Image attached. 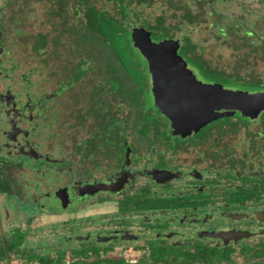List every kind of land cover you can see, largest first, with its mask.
I'll return each instance as SVG.
<instances>
[{
  "label": "flooded vegetation",
  "instance_id": "flooded-vegetation-1",
  "mask_svg": "<svg viewBox=\"0 0 264 264\" xmlns=\"http://www.w3.org/2000/svg\"><path fill=\"white\" fill-rule=\"evenodd\" d=\"M121 6L141 86L85 40ZM134 28L200 84L264 92V0H0V264H264V109L180 132Z\"/></svg>",
  "mask_w": 264,
  "mask_h": 264
},
{
  "label": "water",
  "instance_id": "water-1",
  "mask_svg": "<svg viewBox=\"0 0 264 264\" xmlns=\"http://www.w3.org/2000/svg\"><path fill=\"white\" fill-rule=\"evenodd\" d=\"M131 39L147 59L156 106L172 119V125L180 132L195 129L204 117L213 116L223 107H236L247 115L264 109V92L231 91L194 81L176 53V41L154 43L142 28H134Z\"/></svg>",
  "mask_w": 264,
  "mask_h": 264
},
{
  "label": "trees",
  "instance_id": "trees-1",
  "mask_svg": "<svg viewBox=\"0 0 264 264\" xmlns=\"http://www.w3.org/2000/svg\"><path fill=\"white\" fill-rule=\"evenodd\" d=\"M117 15L118 18L114 19L106 17L104 13H101L100 20L102 21V26L95 27L93 22H97L99 20L98 15H96L94 11H89L87 13V21H91L92 23L85 27V40L88 42L96 37V34H100L102 51H112L119 56H123L121 57V60L117 62V67L127 69V71L133 74L134 85L141 86L142 83L139 81L142 77L141 63L135 58H129L131 54L137 52L131 45L128 29L124 25V21L126 20L128 14L125 12L123 6H121ZM42 41L41 45L44 46V40ZM134 89L136 90V88ZM136 100L137 98L135 94V101Z\"/></svg>",
  "mask_w": 264,
  "mask_h": 264
},
{
  "label": "rangeland",
  "instance_id": "rangeland-1",
  "mask_svg": "<svg viewBox=\"0 0 264 264\" xmlns=\"http://www.w3.org/2000/svg\"><path fill=\"white\" fill-rule=\"evenodd\" d=\"M231 51L229 50V53H230ZM228 54V51H224V55L226 56Z\"/></svg>",
  "mask_w": 264,
  "mask_h": 264
}]
</instances>
